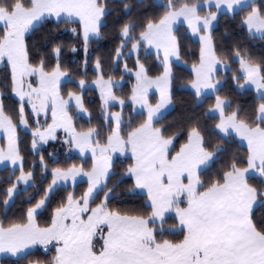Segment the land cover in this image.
<instances>
[{
  "label": "snow or ice",
  "instance_id": "snow-or-ice-1",
  "mask_svg": "<svg viewBox=\"0 0 264 264\" xmlns=\"http://www.w3.org/2000/svg\"><path fill=\"white\" fill-rule=\"evenodd\" d=\"M251 42L264 0H0V264H264Z\"/></svg>",
  "mask_w": 264,
  "mask_h": 264
},
{
  "label": "trees",
  "instance_id": "trees-1",
  "mask_svg": "<svg viewBox=\"0 0 264 264\" xmlns=\"http://www.w3.org/2000/svg\"><path fill=\"white\" fill-rule=\"evenodd\" d=\"M133 3L136 2V0H132ZM147 2H151V0H147ZM143 11L145 12H149L151 11V9L149 8H144ZM230 24V21H221L220 25L217 27V36L218 38L222 39L226 44L230 43V39L227 35H225V28ZM108 32H112L113 28L111 25H109ZM40 38V34H37V39ZM94 48L96 46H93ZM100 48V54L107 56L108 53L111 51V46L109 45L108 40H105L103 42H101V45L99 46ZM250 49H251V53L253 56H264V44L259 43V42H251L250 44ZM131 63V61H130ZM181 68H183V66H180ZM182 77L187 78V72L186 71H181L179 73ZM183 81H181L180 86L177 87V98H178V103L176 104V107L172 110H170L169 112L166 113V122H173V121H177L180 119L182 113L184 112L185 108L188 107V103L191 100V97L189 95L190 90L185 89L183 86ZM124 92H127L128 89L125 88L123 89ZM98 99V92H94L92 94H89L87 97V100L90 102H95ZM254 99V93L252 96H245L241 98V102L243 103H247L250 102ZM183 100L186 103H180L179 101ZM57 152H60L61 149L59 148V146H57L56 149H54ZM243 150V149H242ZM50 151H53V149H50ZM73 156V162H79V158L76 154H72ZM63 159L61 160V163H63ZM8 177V173L5 171V169H0V186H2V182L6 181ZM34 194V193H33ZM27 197L25 196L24 199H26ZM16 212V209H13L12 214L10 215H14Z\"/></svg>",
  "mask_w": 264,
  "mask_h": 264
},
{
  "label": "rangeland",
  "instance_id": "rangeland-1",
  "mask_svg": "<svg viewBox=\"0 0 264 264\" xmlns=\"http://www.w3.org/2000/svg\"><path fill=\"white\" fill-rule=\"evenodd\" d=\"M98 95H99V93H98ZM74 154H76V153H74ZM77 155V154H76ZM0 169H3V167L2 166H0Z\"/></svg>",
  "mask_w": 264,
  "mask_h": 264
}]
</instances>
